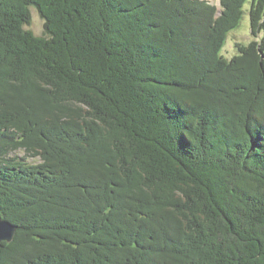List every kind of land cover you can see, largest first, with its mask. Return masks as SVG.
<instances>
[{"label": "trees", "instance_id": "1", "mask_svg": "<svg viewBox=\"0 0 264 264\" xmlns=\"http://www.w3.org/2000/svg\"><path fill=\"white\" fill-rule=\"evenodd\" d=\"M219 9L0 0V264H264V0Z\"/></svg>", "mask_w": 264, "mask_h": 264}, {"label": "rangeland", "instance_id": "2", "mask_svg": "<svg viewBox=\"0 0 264 264\" xmlns=\"http://www.w3.org/2000/svg\"><path fill=\"white\" fill-rule=\"evenodd\" d=\"M207 1L210 2L211 4H215L218 6L220 2V0H207ZM249 5H250V1H247L243 7L242 16L240 20H238L239 21L238 26L227 33L224 46L221 49L222 55H224L226 58H230L231 56L237 54L238 43L247 44L251 39H254L250 31V21L248 15ZM28 13H29V18L25 23L21 24V27L25 31H29L31 34L35 36L48 38L49 35L46 33L45 30L44 19L42 18L40 13H38L37 8L32 4L28 5ZM17 152L19 155H23L22 150H18ZM28 160L30 162L38 161L37 159H33V158H30Z\"/></svg>", "mask_w": 264, "mask_h": 264}, {"label": "water", "instance_id": "3", "mask_svg": "<svg viewBox=\"0 0 264 264\" xmlns=\"http://www.w3.org/2000/svg\"><path fill=\"white\" fill-rule=\"evenodd\" d=\"M217 14H220V12ZM0 226H2L0 227V243L1 241L7 243L11 242L16 233L15 225H13L10 221L3 219L0 215Z\"/></svg>", "mask_w": 264, "mask_h": 264}, {"label": "snow or ice", "instance_id": "4", "mask_svg": "<svg viewBox=\"0 0 264 264\" xmlns=\"http://www.w3.org/2000/svg\"><path fill=\"white\" fill-rule=\"evenodd\" d=\"M0 227H2V226H0Z\"/></svg>", "mask_w": 264, "mask_h": 264}]
</instances>
